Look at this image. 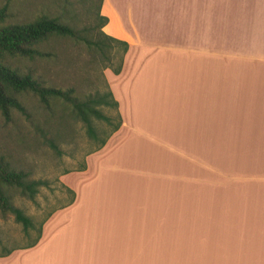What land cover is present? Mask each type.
I'll return each mask as SVG.
<instances>
[{"label":"crops","instance_id":"obj_1","mask_svg":"<svg viewBox=\"0 0 264 264\" xmlns=\"http://www.w3.org/2000/svg\"><path fill=\"white\" fill-rule=\"evenodd\" d=\"M100 13L127 43L110 87L121 123L47 220L48 261L264 264V0H205L200 41L175 23L147 40L111 0Z\"/></svg>","mask_w":264,"mask_h":264},{"label":"rangeland","instance_id":"obj_2","mask_svg":"<svg viewBox=\"0 0 264 264\" xmlns=\"http://www.w3.org/2000/svg\"><path fill=\"white\" fill-rule=\"evenodd\" d=\"M98 2L0 0V6L5 4L7 9L4 23L27 21L39 15L59 16L64 21L74 23L76 28H86L94 36L98 32L96 13L101 14L102 0L99 7ZM111 4L126 28L132 31L135 27L137 34L147 40H167L171 33L174 34L171 31L174 23L178 24V41L205 39V0H111ZM192 27L196 31L189 34L187 31ZM130 33L133 35V32ZM41 48L49 52L47 57L33 60L8 57L6 62L22 72L31 71L47 83L61 87L73 86L81 96L103 91L105 83L111 91L114 74L112 68L120 56L118 47L107 50L109 60L87 49L82 42L66 37H54L43 43ZM122 94L125 98V90ZM19 98L28 115L14 110L5 119L0 114V155L24 171L28 178L39 180L41 184L33 199L20 195L17 190L11 191L13 204L30 217L33 226L24 231L10 213H0V253L28 244L38 231L40 236L33 246L13 249L0 257V264H54L55 261H48L47 241L50 230L46 226L47 220L52 213L75 199L80 184L79 173L85 174L84 180L93 175L91 160H94L96 154L113 148L110 140L116 130L109 134L103 146L95 149L99 139L105 137L116 122V111L99 106L103 113L111 117V124L92 118L91 123L97 135L96 139H92L69 107L55 103L47 111L31 93H20ZM46 139L53 140L58 153L47 144ZM29 252L36 256H26Z\"/></svg>","mask_w":264,"mask_h":264},{"label":"trees","instance_id":"obj_3","mask_svg":"<svg viewBox=\"0 0 264 264\" xmlns=\"http://www.w3.org/2000/svg\"><path fill=\"white\" fill-rule=\"evenodd\" d=\"M6 16V5L3 4L0 6L1 116L8 119L14 110L27 116L26 108L19 98L20 93L27 92L33 94L47 111H50L55 103L69 107L74 116L83 123L86 134L90 138L96 139L97 135L91 119L95 118L111 124V117L99 108L103 105L114 109L117 117L116 122L112 124L105 137L99 139L95 149L103 146L109 134L115 131L121 123L117 111V101L106 83L103 91H95L81 96L73 86L61 87L47 83L46 80L33 75L29 70L22 72L10 66L6 62V58L20 57L33 60L37 57H47L49 52L41 48L42 44L54 37H66L75 42H82L87 49L97 52L106 60H109L107 50L115 46L118 47L120 56L118 63L112 68V73L117 74L121 68L122 57L127 50L126 41L109 36L100 30L106 23V17L99 12L96 13L98 32L94 36L90 35L86 28H76L74 23L64 21L59 16L39 15L27 21L4 23ZM46 141L52 149L57 150V145L52 139H46ZM56 152L58 153V150ZM40 184L39 180L28 178L24 171L16 168L0 155V213H10L13 219L21 224L24 231L31 228L33 224L30 217L13 204L11 191L17 190L20 195L33 199ZM39 236L38 231L31 242L13 249L33 246ZM13 249L9 248L1 252L0 257L9 254Z\"/></svg>","mask_w":264,"mask_h":264}]
</instances>
